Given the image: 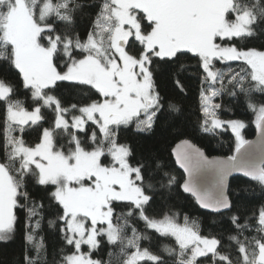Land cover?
<instances>
[{
  "label": "snow or ice",
  "instance_id": "6c2138e0",
  "mask_svg": "<svg viewBox=\"0 0 264 264\" xmlns=\"http://www.w3.org/2000/svg\"><path fill=\"white\" fill-rule=\"evenodd\" d=\"M84 16L91 19L90 30L81 37L75 24ZM262 34L264 0H0V61L18 70L30 92L26 107L17 98L19 86L0 78V242L13 239L16 210L28 213L25 240L31 248H25L17 264H43L45 245L38 230L45 207L55 210L48 223L58 226L61 240L73 249L59 264H101L91 257L100 245L98 237L134 249L125 251L124 264H170L141 247L148 237L137 230L136 219L159 236L174 238L178 250L164 248L173 264H264V205L252 216H241L227 194L233 173H243L264 189V103L252 102L253 93L264 94V50L236 46ZM187 54L195 56L204 74L202 130L230 129L235 155L209 159L185 140L174 150L175 162L187 174L184 192L204 209L232 213L228 219L237 235L228 236L227 243L223 233L201 235L187 217L181 223L174 215H150L156 195L146 182L153 173L150 162L118 140L121 126L134 122L138 131H153L167 103L154 73L161 63L174 67ZM233 61L244 67L229 71L227 89L225 72L216 65ZM180 70L171 76L183 93ZM65 83L87 87L94 95L87 103H73L61 91ZM224 91L248 96L260 142L244 138L242 120L219 117L220 104L213 100ZM33 133L38 142L26 141L25 135ZM253 147L258 161L249 151ZM202 173L210 174V186L197 183ZM163 176L167 183L161 181L160 187L171 189L175 177ZM251 232L256 235H245ZM85 244L88 253L81 251Z\"/></svg>",
  "mask_w": 264,
  "mask_h": 264
},
{
  "label": "trees",
  "instance_id": "16d2710c",
  "mask_svg": "<svg viewBox=\"0 0 264 264\" xmlns=\"http://www.w3.org/2000/svg\"><path fill=\"white\" fill-rule=\"evenodd\" d=\"M85 11L90 10L85 9ZM90 23L91 19L89 17H78L75 24L76 32L81 37H84L85 33L90 30ZM262 45H264V34L255 40H241L236 43L237 47H255L258 50H264L261 47ZM181 65L184 66L182 70H180ZM242 67H244L242 62L235 61L221 62L216 65L217 69L225 72V87L227 89L231 87L227 82L229 71L238 72ZM158 69V72L154 73V79L156 80L157 90L161 92L167 103L162 108L153 131H138L134 122L126 127L121 126L118 140L134 149V154L146 156L150 162L153 173L146 178V182H151L156 190L154 202L149 212L150 215L158 218H162V214L174 215L181 223H184V218L187 217L189 226L198 229L201 235L212 236L223 233L225 243H227L228 236L237 235L232 230V225L228 219L232 213L225 212L223 215L211 214L199 208L197 201L183 190L184 174L177 169L172 151L179 142L189 140L195 146L203 149L208 157H228L235 152V135L230 130L220 129L209 132L202 130L206 117L203 113V100L200 97V91L206 85H202L204 74L193 54L183 56L180 64L174 67L161 63ZM176 70H180L179 75L186 86L183 93L176 87L171 76V73ZM0 78L11 80L18 85L17 98L23 100L26 107L30 104V92L23 88L18 70L7 68L4 66V62L0 61ZM217 87L219 86L217 85ZM61 91L73 103L77 102V100L81 103H87L88 96L94 95V90L90 91L87 87L73 88L68 83L64 84ZM213 101L216 104H220L218 114L221 119L242 120L246 124L243 130L245 138L247 140L253 139L256 131V114L248 107L250 102L248 96L244 93H238L233 96L228 91H224L221 96L214 98ZM252 102L257 104L264 103V94L253 93ZM169 105H173L174 108H170ZM42 111L44 110L42 109ZM49 119H51V116H49ZM3 120V105L0 104V131L3 129ZM44 126L47 127L48 125L45 124ZM25 140L36 141V133H33L31 137L26 134ZM2 151L3 136L0 134V155H2ZM106 159L110 160V157ZM164 172L170 173L176 179V183L171 189L160 187L161 181L167 183V178L163 176ZM26 186L33 193V198H36L32 184L29 183ZM229 189V199L235 205V210H238L236 211L238 215L252 216L261 205H264V189L250 177H233ZM119 211L120 209L118 208L117 212ZM41 215L43 219L41 220V228L38 230V236L43 237L45 245L43 264H53V261H55V264H59L62 256L71 253L73 249L71 246H66L61 240L58 226H50L48 223L49 220L55 219V210L45 207L41 210ZM16 216L13 239L8 242H0V264L22 262L25 248H31L25 240L27 209L18 208ZM134 223L137 230L148 237V239L141 240V247L148 248L154 254H161L162 258L173 264L174 258L169 256L164 251V248L168 246L178 250V245L175 243L174 238L159 236L154 230L146 228L142 220L136 219ZM128 235L130 236L131 232ZM245 235L251 236L256 235V233H245ZM98 239L100 240V245L97 249L91 250V257L94 260H99L101 264H124L127 259L125 251H134V249H125V246L120 241L109 243L106 237H98ZM61 249H63V252H61ZM81 251L88 253L89 246L82 245ZM30 254L35 255L34 248H32ZM140 264H153V262L145 260L141 261Z\"/></svg>",
  "mask_w": 264,
  "mask_h": 264
},
{
  "label": "water",
  "instance_id": "95a60500",
  "mask_svg": "<svg viewBox=\"0 0 264 264\" xmlns=\"http://www.w3.org/2000/svg\"><path fill=\"white\" fill-rule=\"evenodd\" d=\"M189 141V140H188ZM249 141H255V142H260L261 141V136H260V132H259V129L256 127V131H255V136L253 137V139H251V140H249ZM183 141H181V142H179L177 145H179V144H181ZM190 143H192L191 141H189ZM193 144V143H192ZM177 145L174 147V149H173V151H172V156H173V159H175V149H176V147H177ZM197 147V146H196ZM198 148H200V147H198ZM201 149V148H200ZM203 152H204V150L203 149H201ZM249 151H252V152H254L255 153V155H256V158H257V161L260 159V154H259V152H258V150L255 148V147H253L252 149H250ZM205 153V152H204ZM205 155L207 156V154L205 153ZM233 155H235V152L233 153ZM209 159H212V158H226V157H224V156H221V157H218V156H210V157H208ZM176 165H177V169L178 170H181L182 172H183V174H184V180H186L187 179V174L183 171V169H181L180 167H179V165L176 163ZM233 177H246L243 173H233L232 175H230L229 177H228V187H227V194H228V196H229V192H230V184H231V181L233 180ZM210 181H211V176H210V174L209 173H202L198 178H197V183L201 186V187H208V186H210ZM187 193V192H186ZM190 197H193V199L195 200V201H197L196 200V198L191 194V193H187ZM231 200V199H230ZM197 204H198V206H199V208L201 209V210H203V211H206V212H208V213H211V214H217V213H214V212H212L211 210H209V209H204L200 204H199V202L197 201ZM225 212H228L227 210H225L224 212H223V214L225 213Z\"/></svg>",
  "mask_w": 264,
  "mask_h": 264
},
{
  "label": "rangeland",
  "instance_id": "374dc122",
  "mask_svg": "<svg viewBox=\"0 0 264 264\" xmlns=\"http://www.w3.org/2000/svg\"><path fill=\"white\" fill-rule=\"evenodd\" d=\"M213 103H214V101H213ZM209 126L211 127V123L209 122ZM136 128H137V126H136ZM230 130V129H229ZM244 130V129H243ZM243 130H242V135L244 136V138H245V134H243ZM233 135H234V133H233ZM246 139V138H245ZM85 246H86V244H85ZM88 246V245H87Z\"/></svg>",
  "mask_w": 264,
  "mask_h": 264
}]
</instances>
